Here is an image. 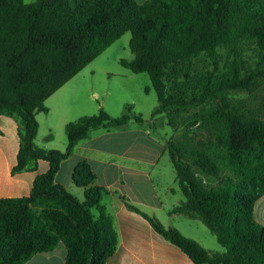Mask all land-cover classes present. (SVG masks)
Returning <instances> with one entry per match:
<instances>
[{"label":"trees","instance_id":"16d2710c","mask_svg":"<svg viewBox=\"0 0 264 264\" xmlns=\"http://www.w3.org/2000/svg\"><path fill=\"white\" fill-rule=\"evenodd\" d=\"M127 33L134 59L121 66L149 76L152 88L145 92L152 89L158 100L151 117L166 115L174 127L182 113L202 107L195 116L202 135L187 128L167 141L184 196L173 213L200 221L223 252L145 218L194 264H264V227L254 216L264 194V0H0V116L18 123L13 173L35 171L39 161L50 165L30 196L0 200V264H26L60 243L65 264H107L115 253L117 234L102 205L107 190L89 164L77 165L73 175L85 189L84 201L55 178L93 131L123 130L133 120L145 123L143 117L131 104L120 117L100 108L66 124L65 152L36 145V117L48 113L51 96ZM220 51L233 59L230 77L217 87L209 80L189 94L193 60L204 55L218 64ZM247 51L257 55L253 68L244 59Z\"/></svg>","mask_w":264,"mask_h":264},{"label":"crops","instance_id":"0c3cea01","mask_svg":"<svg viewBox=\"0 0 264 264\" xmlns=\"http://www.w3.org/2000/svg\"><path fill=\"white\" fill-rule=\"evenodd\" d=\"M123 76L130 77L128 73ZM145 86L150 88L148 84ZM130 90L126 82H113L108 87L97 81L93 83L74 77L46 101L48 113L37 115L36 145L44 150L65 152L68 145L66 124L96 113L93 111L96 101L113 117H120L122 112L125 113L126 105H133L134 114H140L145 123L133 120L123 130L93 131L89 138L78 143L72 156L60 164L55 182L79 201H84L85 189L74 183L73 175L77 165L86 162L96 175L97 184L107 190L102 205L112 218L118 238L116 251L107 264H194L180 248L158 234L145 218L146 215L166 228L178 229L207 250H211L208 246H213V240L200 221L173 213L184 201V196L177 184L176 172L167 160L164 162L168 155L167 132L159 131L164 127H154L155 118L148 119L145 115L147 112L153 114L158 105L153 107V100H143L132 95ZM18 138L17 121L1 115L0 200L30 196L36 178L50 168L47 161H39L35 171L14 174ZM128 204L140 213L131 210ZM93 213L98 215V211ZM254 216L264 227V194L254 205ZM66 257V247L60 243L53 252L38 254L26 264H65Z\"/></svg>","mask_w":264,"mask_h":264},{"label":"rangeland","instance_id":"374dc122","mask_svg":"<svg viewBox=\"0 0 264 264\" xmlns=\"http://www.w3.org/2000/svg\"><path fill=\"white\" fill-rule=\"evenodd\" d=\"M35 1L36 0H25V3L31 4L34 3ZM136 1L138 3H144L147 0H136ZM129 39H131V33H127L124 36H122L118 41L113 43L106 51H104L98 58H96L85 69H83L76 77L78 79L90 80L93 83L97 81L99 82V84H104L107 85L108 87L111 86L113 82H116V84L119 81L126 82L128 86H130L131 89L130 91H132V95L141 97V99L143 100H153V105H154L153 107H157L158 100L156 93L152 91V89L149 90L150 91L149 94L145 92L146 90L145 85L148 84L149 87L152 88V84L149 76L147 74L133 75L131 71L121 66L122 60L131 61L134 59V55L129 47V43H130ZM219 53L221 54V58L218 61V64H216L213 60H211L209 57H206L204 55H201L199 58H197V60L196 59L193 60L192 68L189 76V84H188L190 88V91H188L189 94L192 91H198V92L202 91L203 85L209 80L211 81L214 87H217L220 84V82L230 77L228 67L230 63L233 61V59L229 58L223 51H220ZM244 59L245 61L248 62L247 66H250V68L256 66L257 55L255 54V52L247 51L245 53ZM123 73H128L130 77L125 78L123 76ZM233 96L235 98L244 97L243 94H239V93H234ZM201 109L202 107H194L188 111H185L179 116L174 127L169 126L168 119L167 117H165L166 115L156 116L155 117L156 121L153 122V125L156 128L164 127V128H159L158 130L161 132H167L168 141L179 138L187 128H190L196 134L202 135L203 131L199 129L200 123H198L195 118L196 114H198V112ZM99 110L100 107L98 102L96 101L94 102L93 105V111H97V112L94 113V115L98 114ZM151 114L152 112H147V114L145 115H147L146 117H148V119H151L152 118ZM121 115H123V112L122 114H120V116ZM166 160L169 162L170 168H172L175 172V169L173 168L174 166L172 164V161L170 160L169 155H167V159H165L164 162H166ZM201 226L202 228H204L208 236L213 240V246H208L210 247L209 249H211L209 251L213 253L223 252V249L217 243L216 237L207 229L205 225H201Z\"/></svg>","mask_w":264,"mask_h":264}]
</instances>
